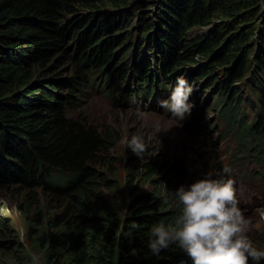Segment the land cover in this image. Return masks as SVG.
I'll list each match as a JSON object with an SVG mask.
<instances>
[{"label": "trees", "instance_id": "1", "mask_svg": "<svg viewBox=\"0 0 264 264\" xmlns=\"http://www.w3.org/2000/svg\"><path fill=\"white\" fill-rule=\"evenodd\" d=\"M108 2L120 11L95 10ZM79 4L91 9L75 14ZM197 27L208 30L191 37ZM188 67L203 86L220 85L227 132L264 150V0H0V183L71 197L62 214L47 212L52 226L74 227L42 240L47 264H193L176 245L158 256L147 247L154 224L181 214L175 195L134 197L121 222L93 165L106 141L69 114L78 92L95 85L91 75L106 74L98 87L107 95L127 82L120 97L139 101L158 88L169 95ZM245 79L258 121L241 110ZM182 175L181 166L171 173Z\"/></svg>", "mask_w": 264, "mask_h": 264}, {"label": "rangeland", "instance_id": "2", "mask_svg": "<svg viewBox=\"0 0 264 264\" xmlns=\"http://www.w3.org/2000/svg\"><path fill=\"white\" fill-rule=\"evenodd\" d=\"M109 2L95 10L120 11ZM90 7L87 4L76 5L75 14L86 13ZM218 19L215 18L217 21L210 27L218 23ZM137 25L135 21L132 29ZM207 30L205 27L194 28L191 37L202 35ZM191 69L188 67L178 76L187 80L192 89L189 102L194 104L191 115L180 123L176 121L178 118L161 107V102L169 100L174 88L170 87V82L165 88L169 95L158 88V92L148 99L125 100L120 95L126 96L127 82L114 95L99 91L98 84L105 80L106 74L91 75L95 85L91 81L83 92H78V105L69 114L102 134L106 141L93 165L106 178V185L102 187L104 197L121 222L134 197L153 193L156 189L162 195H167L168 191L175 195L181 185L187 187L211 174V178L216 180L234 181L238 205L250 220L248 235L254 246L264 250V218L261 215L264 213V150L259 153L260 147L241 146L236 131L227 132L219 113L222 108L218 105L220 96L217 97L220 85L203 86L205 80L196 82L198 77H189ZM240 89L245 100L241 110L246 113V118L249 122L255 118L257 121L262 119L259 117L261 108L252 107L253 96L248 92L246 79ZM152 101L158 105L156 108L145 107ZM140 102L143 106L139 105ZM138 111L143 115H138ZM133 134L144 136L146 151L141 158L125 147L124 140ZM147 164L151 169L143 175L142 167ZM179 166L182 167L183 179L171 176ZM151 172L152 179L149 177ZM70 199V196H52L41 188L0 183V264H31L32 252L41 257L40 264H47L39 250L42 240L45 238L51 242L53 235H58L63 228L74 229L72 221L52 226L47 212L50 210L53 217L62 214L67 206L64 202Z\"/></svg>", "mask_w": 264, "mask_h": 264}, {"label": "clouds", "instance_id": "3", "mask_svg": "<svg viewBox=\"0 0 264 264\" xmlns=\"http://www.w3.org/2000/svg\"><path fill=\"white\" fill-rule=\"evenodd\" d=\"M191 92L187 80L181 76L169 100L161 102V107L178 118V123L191 115L194 107L189 102ZM138 115L143 113L138 111ZM124 144L140 158L146 151L142 134H133ZM174 194L178 205H182V212L173 222L152 226L147 247L153 255L158 256L176 245L193 264H249V260L259 264L264 261V250L254 246L248 235L250 220L238 205L233 180H216L206 174L187 187L181 185ZM261 215L264 218V213ZM131 254L136 255L137 249L133 248ZM30 259L31 264H40L41 257L35 252L30 254Z\"/></svg>", "mask_w": 264, "mask_h": 264}, {"label": "bare ground", "instance_id": "4", "mask_svg": "<svg viewBox=\"0 0 264 264\" xmlns=\"http://www.w3.org/2000/svg\"><path fill=\"white\" fill-rule=\"evenodd\" d=\"M200 93V92H199ZM168 99V98H167ZM139 105L143 106L142 102L139 103ZM145 106V105H144ZM156 106H158L155 102L152 101V104L150 106H145V107H152V108H156ZM203 118V117H202Z\"/></svg>", "mask_w": 264, "mask_h": 264}]
</instances>
